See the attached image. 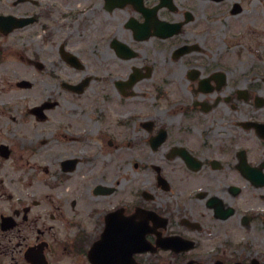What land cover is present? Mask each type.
Returning <instances> with one entry per match:
<instances>
[{
    "label": "flooded vegetation",
    "instance_id": "obj_1",
    "mask_svg": "<svg viewBox=\"0 0 264 264\" xmlns=\"http://www.w3.org/2000/svg\"><path fill=\"white\" fill-rule=\"evenodd\" d=\"M199 1L220 3L223 0ZM11 3L12 8H21L26 3L37 4L32 0H12ZM142 5L146 10L161 6L156 13L159 22H164L158 16L161 11L174 13L178 10L174 0H156L152 5L143 0ZM104 9L110 12L106 6ZM133 10L137 19H128L123 25L130 32L131 44L114 39L110 45L115 57L122 61L140 55L135 45H143L151 39L165 42L182 36L185 25L193 19L191 11L185 10L181 22H164L180 25L178 33L160 38L147 27L150 36L145 39L141 38L145 15L134 7ZM236 10L233 7L231 15H237L241 9L233 13ZM8 18L17 21V26L11 30L7 27ZM37 21L34 14H8L6 4L0 0V264H264V118L238 122L236 126L249 131L255 141L244 140L237 144L222 119L177 128L176 125L155 124L152 118L161 117L159 110L144 119L139 116L141 113H126L120 123L116 122L115 128L119 130L138 121L139 130L146 134L147 152L158 154L161 160L159 164L152 161L145 168L147 187L135 194L126 176L128 170L138 165L133 163L132 169L126 163L125 171H112V175L90 188L89 201L77 190L74 198L66 200L62 215L55 214L54 208H49L43 200L42 197L50 193L33 191L30 183L22 185L21 175L7 173L23 171L18 163L23 154L34 155L33 147L45 146L47 138L54 140L58 134L61 142L55 144L58 149L55 145L53 149L62 151L66 147L60 149L59 144L92 137L86 135V128L76 131L79 126L68 122L55 124L52 119L56 104L52 101L27 107L19 118L22 108L16 102L14 91L30 90L33 83L30 79L18 78L20 74L8 62L10 49L7 44L16 35L18 40L30 44L34 36L32 28ZM62 50L61 47V57ZM199 50L198 43L179 42L172 48V58L179 61ZM27 64L34 65L36 70L43 68L32 61ZM229 67L223 64L222 68H213L202 77L197 69L186 72L188 80L196 85L194 94L202 98L210 96L214 101L196 100L187 104L188 109L178 112L186 118L197 115L195 120L201 121L199 116L214 111L220 102L227 112L238 110L236 102H249L256 111L263 110L262 95H251L248 88L240 86L239 79L246 80V74H240L234 88H230ZM142 69L148 70L144 66L133 67L127 73V81L115 83L122 96L132 95L130 91L134 85L146 77ZM263 74H259L262 82ZM27 75L29 78L31 72ZM132 77H136L133 83L130 82ZM122 83L123 90L119 87ZM126 89L128 92L123 94ZM222 89L230 91L216 96ZM27 98L20 101L25 103ZM171 104L175 110L176 106L185 105L186 100L174 99ZM31 122L41 124L42 132L36 133L34 140L30 138ZM174 129H178L177 135L173 134ZM99 133L98 140L93 132L96 151L69 147L75 154L59 164L63 183L78 182L77 172L82 163L89 166L102 158V167L106 169L104 147L118 151L121 146L125 152L130 149L132 139L129 136L121 140L118 132L101 129ZM45 183L48 191L61 186Z\"/></svg>",
    "mask_w": 264,
    "mask_h": 264
},
{
    "label": "rangeland",
    "instance_id": "obj_2",
    "mask_svg": "<svg viewBox=\"0 0 264 264\" xmlns=\"http://www.w3.org/2000/svg\"><path fill=\"white\" fill-rule=\"evenodd\" d=\"M11 1L3 0L8 14L25 12L38 18L32 28L34 36L30 44L18 40V35L12 37L7 44L10 49L8 62H11L20 74L18 78L30 79L33 83L30 90L14 91L16 102L22 108L19 110V118L27 107L41 105L43 101H52L56 104L52 119L55 124L63 121L79 126L76 131L84 128L88 132L92 130L98 140L101 138V129L104 132H118L121 140L125 136L132 139L127 152L121 146L118 151L104 147L102 150L107 160V168L102 167V158H98L89 166L82 163L77 172L78 182L74 180L70 183H63L59 164L66 157L75 154V151L69 147L62 151L54 150V145L61 142V139L57 138L58 134L54 140L47 138L45 146H41L42 151H37L40 147L37 145L38 148L32 149L34 155H26L23 152L24 157L18 161L23 171L7 173L21 175L22 185L30 183L33 191L50 193V196L42 198L49 208H54L55 214H64L66 200L74 198L77 190L89 201L90 188L102 178L106 179L109 174L112 175V171H125L126 163H129L132 169L133 163L138 165L136 169L128 170L130 172H127L126 176L130 180L129 187L134 189L135 194L140 188L147 187L145 168L152 161L159 164L161 160L157 157L158 154L147 152L144 146L147 141L146 134L139 130L138 121L119 130L115 128L116 122L120 123L126 113H141L139 116L144 119L159 110L161 117L152 118L155 124L165 123L167 127L176 125L177 128L199 122L210 124L213 120L222 119L223 125L228 126L231 132V139L237 144L243 143L244 140L255 141L249 131L236 126L243 120L264 118V109L256 111L249 102H236L238 110L230 112H227L220 102L214 111L199 116L201 121L195 120L197 115H189L186 118L187 116L178 111L188 109L187 104L198 100V96L193 92L196 85L188 80L186 72L197 69L202 77L213 68H222L223 64L230 66V88H234L240 74H246V80L239 79L241 88L246 87L249 94H260V98H264V82L259 75L260 72L264 73V0H223L220 3L174 0L178 10L174 13L163 10L158 16L161 21L178 23L181 22L185 10L191 11L193 19L185 25L182 36L165 42L151 39L143 45H135L139 48L140 55L130 61L117 59L110 45L114 39L131 44L130 32L123 26L128 19H137V13L131 5L106 12L104 0H32L37 4L26 3L21 8H12ZM146 1L147 5L156 3V0ZM78 3L82 5L81 10L76 9ZM235 5L240 7V13L231 15ZM39 37L41 40H38ZM179 42L198 43L200 50L177 61L178 59L172 58V48ZM61 47L80 62V68H74L64 61L59 54ZM28 61L43 68L36 70L34 65L30 67L27 64ZM142 66L148 68L147 72L145 69L141 70L147 73L146 77L134 85L130 91L132 95L122 96L115 83L120 80L127 81V73L133 67ZM29 72L31 76L28 78L26 75ZM86 79L88 83L81 93H75L62 86H76ZM228 91L230 89H222L216 92V96L224 92L228 94ZM22 94L28 97L25 103L20 101ZM104 94L111 96V102L109 99H103ZM125 98L129 100L127 106L120 102H124ZM174 99H184L186 104L181 108L176 106L174 110L171 104ZM202 99L211 103L214 101L210 96H203ZM172 117H175L174 120ZM36 129H39V125L31 122V140L35 139L36 133L42 132ZM173 134L177 135L178 129H174ZM98 145L100 147L99 142ZM123 146L126 147L125 144ZM55 147L58 149V145ZM111 151L115 153L112 154ZM256 152L258 153L257 149ZM257 156L260 157V154ZM45 181L61 186L48 191Z\"/></svg>",
    "mask_w": 264,
    "mask_h": 264
},
{
    "label": "water",
    "instance_id": "obj_3",
    "mask_svg": "<svg viewBox=\"0 0 264 264\" xmlns=\"http://www.w3.org/2000/svg\"><path fill=\"white\" fill-rule=\"evenodd\" d=\"M105 2H106V8L109 11H111L115 7L122 8L126 4H131L137 11L143 13L145 15L146 21L142 25L143 35L141 38L147 39L150 36V33H148L147 27L152 28L154 30V34L160 38H168L179 32L180 25L166 24L164 22L156 21V13L161 8V6H157L151 10H146L143 8V5H142L143 0H105ZM236 9L237 11L239 10L238 7ZM16 26H17L16 20L12 18L7 19L8 30ZM115 46H118V45L115 44ZM61 54L64 57L65 61L70 63L72 66L77 67V68L80 67V64L74 57L64 52H62ZM135 81H136V77H132L130 80L131 83ZM87 83H88V80H85L77 86H72L68 88L74 90L76 93H81L83 89L86 87ZM121 86H124V85H119L120 89H122Z\"/></svg>",
    "mask_w": 264,
    "mask_h": 264
},
{
    "label": "bare ground",
    "instance_id": "obj_4",
    "mask_svg": "<svg viewBox=\"0 0 264 264\" xmlns=\"http://www.w3.org/2000/svg\"><path fill=\"white\" fill-rule=\"evenodd\" d=\"M253 5H255V3H253ZM81 3H78V5L76 6V9H78V10H81ZM38 40H41V37H39L38 38ZM27 62V61H26ZM29 65H31V63H29ZM128 90L129 89H126L125 90V92L123 93V94H125L126 92H128ZM108 94V93H107ZM107 94H104L103 95V99H109L110 100V95L108 96ZM108 96V97H107ZM25 99H26V94H22L21 95V98H20V100L21 101H25ZM202 99V97H198V101H200ZM110 102H111V100H110ZM122 104H123V106H127L128 105V102H129V100H128V98H125L124 99V102H122V101H120ZM39 126H41V124H38ZM95 126V125H94ZM86 135H90V136H92L90 139L88 138L87 140H84V141H78V140H74V141H71L70 143H62V144H60L59 145V148L60 149H62V148H64V147H70V148H72V149H74V148H77V147H82L83 149H87V150H90V151H96V146H97V143H96V139L94 138V136H93V132L92 131H90V132H88ZM89 137V136H88ZM43 150V147H41V148H39V150L38 151H42ZM93 159H96V155L94 156V158ZM78 170H77V168H76V172H77ZM73 177H75V174H73L72 175V178Z\"/></svg>",
    "mask_w": 264,
    "mask_h": 264
}]
</instances>
